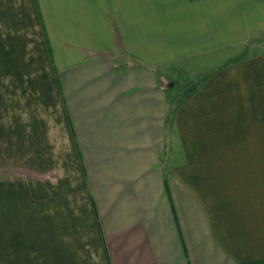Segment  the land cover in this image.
<instances>
[{"label":"crops","instance_id":"1","mask_svg":"<svg viewBox=\"0 0 264 264\" xmlns=\"http://www.w3.org/2000/svg\"><path fill=\"white\" fill-rule=\"evenodd\" d=\"M0 264H264V0H0Z\"/></svg>","mask_w":264,"mask_h":264},{"label":"rangeland","instance_id":"2","mask_svg":"<svg viewBox=\"0 0 264 264\" xmlns=\"http://www.w3.org/2000/svg\"><path fill=\"white\" fill-rule=\"evenodd\" d=\"M178 93V92H177ZM177 93L175 94V96H174V99L173 100H177L178 99V95H177Z\"/></svg>","mask_w":264,"mask_h":264}]
</instances>
